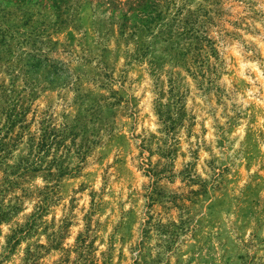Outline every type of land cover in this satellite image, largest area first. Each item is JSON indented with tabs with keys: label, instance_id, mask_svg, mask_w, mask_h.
Masks as SVG:
<instances>
[{
	"label": "rangeland",
	"instance_id": "1",
	"mask_svg": "<svg viewBox=\"0 0 264 264\" xmlns=\"http://www.w3.org/2000/svg\"><path fill=\"white\" fill-rule=\"evenodd\" d=\"M262 45L264 0H0V264H264Z\"/></svg>",
	"mask_w": 264,
	"mask_h": 264
},
{
	"label": "trees",
	"instance_id": "2",
	"mask_svg": "<svg viewBox=\"0 0 264 264\" xmlns=\"http://www.w3.org/2000/svg\"><path fill=\"white\" fill-rule=\"evenodd\" d=\"M150 23H152V22H150ZM167 121H169V120L168 119H165L164 124H167ZM175 124H176V122H172L170 125H167V126H168V128L170 130H173V129H175ZM39 208L41 209V207H39ZM13 209H14V207L13 208H10L8 206L3 205L2 203L0 204V225L2 223H4V222L8 221L9 215L12 213V211H14ZM23 232L24 231H20L19 234L20 233H23ZM18 238L19 237H17L16 234H14L13 236H11L9 238V240H8V248L10 250H12L18 244V242H19V239ZM84 243H85V240H84Z\"/></svg>",
	"mask_w": 264,
	"mask_h": 264
},
{
	"label": "clouds",
	"instance_id": "3",
	"mask_svg": "<svg viewBox=\"0 0 264 264\" xmlns=\"http://www.w3.org/2000/svg\"><path fill=\"white\" fill-rule=\"evenodd\" d=\"M264 47V45H262ZM242 67H251L254 71L259 72V66L256 63H250L248 65H244ZM261 76H264V73H261ZM261 103H264V101H261Z\"/></svg>",
	"mask_w": 264,
	"mask_h": 264
}]
</instances>
